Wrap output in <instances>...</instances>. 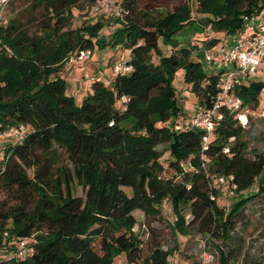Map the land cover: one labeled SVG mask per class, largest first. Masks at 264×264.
Here are the masks:
<instances>
[{"label":"trees","instance_id":"trees-1","mask_svg":"<svg viewBox=\"0 0 264 264\" xmlns=\"http://www.w3.org/2000/svg\"><path fill=\"white\" fill-rule=\"evenodd\" d=\"M97 1L28 0L30 10L40 12L37 32L30 35L15 18L0 27V132L29 128L20 143L5 146L0 167V250L19 238L33 240L27 258L10 253L0 264H114L120 253L126 264H171L174 250L155 244L143 256L140 238L149 236L151 220L163 222L157 208L163 200L171 204L175 235L227 243L252 195L225 211L210 199L219 194L207 174L232 177L229 186L241 194L264 173V155L248 151V129L230 113L221 112L205 151L201 131L177 129L186 116L172 84L182 70L198 105L210 108L222 71L207 74L201 51L242 33L245 16H264V0H196V11L211 17L210 30L223 36L202 48L169 43L193 24L188 0L172 10L165 2L118 0L123 24L107 42L99 35L103 21L71 28L73 9L92 11ZM160 40L171 44V53L163 54ZM94 47L128 50L132 70L109 85L95 81L78 104L59 73L69 55ZM261 91V83H251L237 95L256 109ZM164 151L170 177L160 162ZM76 185L84 196L75 195ZM218 252L220 264H229L228 254Z\"/></svg>","mask_w":264,"mask_h":264},{"label":"rangeland","instance_id":"rangeland-1","mask_svg":"<svg viewBox=\"0 0 264 264\" xmlns=\"http://www.w3.org/2000/svg\"><path fill=\"white\" fill-rule=\"evenodd\" d=\"M118 1V0H117ZM156 3L165 2L166 9L172 10L175 5L180 4L184 0H154ZM191 10V25L185 27L178 33L173 40L182 46L192 47L193 45L203 47L205 40L211 37L222 36L210 30L209 19L210 16L201 15L196 11V0H188ZM40 12H32L29 7L28 0H12L6 7L5 17L7 20L17 19L18 23L23 26L29 34L37 32V20ZM74 20L71 22V28L78 27L83 23H92L94 20L103 21L105 27L100 32V37L103 40H109L112 33L122 26V18L114 20H106L105 17L95 14L92 11L75 8L73 9ZM138 24H142V20H138ZM234 36L225 37L224 44H230ZM229 42V43H228ZM219 42L215 46L221 45ZM170 46V47H168ZM166 45L160 40L159 47L163 54L172 52L171 44ZM205 49V48H203ZM206 50V49H205ZM92 55L88 60L77 59V53L69 55L66 59L62 71L59 75L65 83V93L72 96L75 101L80 104L83 98L90 93V90L85 87L82 80L84 74H99L102 78L107 79L111 72V65L113 62L125 59L128 54L123 47H106L103 50L94 47ZM204 50L201 51L203 54ZM73 62H72V61ZM153 61L157 62V57H153ZM203 67L207 74L212 71L226 69L224 65H211L203 61ZM261 78L262 74L259 73ZM183 72L179 70L176 72L175 79L172 84L177 94V102L179 107L185 111L186 118L192 116L196 112L197 101L196 97L190 92L189 88L183 83ZM250 107L249 105H247ZM264 106V92L259 95L258 109L261 110ZM246 139L248 140V151H257L264 155V121H251L249 129L247 130ZM158 149L163 151L164 146H159ZM169 152L164 151L160 162L165 167V176L170 177L172 171L168 169L167 162L169 161ZM264 185V173L256 179L254 185L247 192L239 194L232 191L228 186L224 189L216 190L218 196L214 195V200L217 205L227 211L229 207L240 199V197L251 196L252 199L248 201L237 220L235 231L231 234V238L227 243H221L217 239H209L203 234L193 233L190 236L182 237L175 235L170 225L175 221V216L172 211L171 204L168 200H163L158 206L160 218L163 222L156 219L151 220L149 236L141 233L140 238L144 241L142 246L143 256H145L151 247L158 244L164 250H174L169 256L168 260L171 264H201L200 254L203 251L211 253L214 256L211 264H220L219 252L228 254L229 264H264V192L258 193L259 187ZM75 195L84 196V191L79 186H75ZM5 198L3 192L0 191V201ZM187 220L191 216L187 215ZM138 226H135L133 231L138 232ZM140 231V230H139ZM13 242L10 241L0 250V258L9 257L12 252ZM257 261V263H253ZM114 264H126L125 254L120 253L115 256Z\"/></svg>","mask_w":264,"mask_h":264},{"label":"built area","instance_id":"built-area-1","mask_svg":"<svg viewBox=\"0 0 264 264\" xmlns=\"http://www.w3.org/2000/svg\"><path fill=\"white\" fill-rule=\"evenodd\" d=\"M12 0H0V27H5L8 20L5 17L6 7ZM92 12L106 18L114 20L123 17V11L117 4V0H98ZM243 32L234 36L230 44L222 43L203 52V60L206 64L224 65L226 69L222 72L217 83V94L210 108L198 107L195 114L185 118L177 129L199 130L203 133L201 139V149H208L211 139L214 137V130L217 121L221 119V112L230 113L241 127L249 129L250 122L256 120L264 121V106L261 110L244 106L242 99L237 95V91L243 87H248L251 83H261L264 92V16L252 15L243 18ZM125 59L115 61L111 65V72L107 79L99 74H84L82 80L85 87L91 90L95 81H103L109 85L114 79L131 72L129 63V51ZM92 55L91 50H82L77 54V59L88 60ZM72 61V60H71ZM73 62V61H72ZM262 74V78L260 74ZM127 97H122L121 102L126 103ZM29 128L25 125L7 127L0 132V167L5 161V146L11 143H20ZM223 153H228L224 149ZM201 160L206 162V158L201 156ZM202 167L205 168L204 163ZM208 185L211 190L224 189L229 187L235 191L236 186H229L232 177L225 178L221 175H208ZM214 200L213 194L210 196ZM144 229V227H142ZM6 235V234H5ZM32 238H19L13 241V255L18 259H25L32 254ZM214 256L203 251L200 254L201 264H211ZM133 264V263H130Z\"/></svg>","mask_w":264,"mask_h":264},{"label":"crops","instance_id":"crops-1","mask_svg":"<svg viewBox=\"0 0 264 264\" xmlns=\"http://www.w3.org/2000/svg\"><path fill=\"white\" fill-rule=\"evenodd\" d=\"M221 36H222V35H221ZM222 37H223V36H222ZM225 40H226V39H224V38H223V39L221 40V42H223V43H224V41H225ZM228 43H229V42H228ZM126 51H127V50H126ZM196 101H197V100H196ZM196 104H197V105H196V106H197V108H198V107H200V106L198 105V103H196ZM197 108H196V110H197ZM257 109H258V107H257ZM184 112H185V111H184ZM190 116H191V115H190Z\"/></svg>","mask_w":264,"mask_h":264}]
</instances>
